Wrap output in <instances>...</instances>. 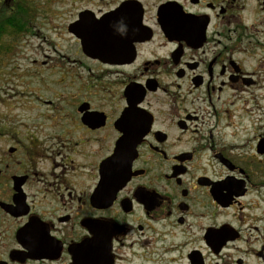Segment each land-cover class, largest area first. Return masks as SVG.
Returning a JSON list of instances; mask_svg holds the SVG:
<instances>
[{
    "label": "flooded vegetation",
    "instance_id": "flooded-vegetation-1",
    "mask_svg": "<svg viewBox=\"0 0 264 264\" xmlns=\"http://www.w3.org/2000/svg\"><path fill=\"white\" fill-rule=\"evenodd\" d=\"M91 5L0 109V264H264V0Z\"/></svg>",
    "mask_w": 264,
    "mask_h": 264
},
{
    "label": "rangeland",
    "instance_id": "rangeland-1",
    "mask_svg": "<svg viewBox=\"0 0 264 264\" xmlns=\"http://www.w3.org/2000/svg\"><path fill=\"white\" fill-rule=\"evenodd\" d=\"M42 4L47 15V20L43 23L41 33L46 35V39L36 36L21 34L16 38L10 37V46L23 45L24 50L18 55L12 56L10 52L2 54L0 52V109H9L20 99V93H31L42 88V83H47L54 88V82L60 78L59 66L54 63L60 62L70 67H79L81 64L74 63L78 59L76 43L68 31V26L74 18L77 10L91 6L94 0H35ZM29 35V34H28ZM28 46V48H25ZM64 57V58H63ZM39 62L47 60L46 65H33L32 60ZM62 59V60H61ZM31 62V63H30ZM40 70V76H34L33 71ZM31 70L30 75L26 73ZM44 79V80H43ZM30 86L28 87V84ZM41 92V91H38ZM33 94V93H32ZM7 101V107L2 101Z\"/></svg>",
    "mask_w": 264,
    "mask_h": 264
},
{
    "label": "trees",
    "instance_id": "trees-1",
    "mask_svg": "<svg viewBox=\"0 0 264 264\" xmlns=\"http://www.w3.org/2000/svg\"><path fill=\"white\" fill-rule=\"evenodd\" d=\"M34 3L35 0H0V47L8 48L10 37L24 35L32 28L29 16Z\"/></svg>",
    "mask_w": 264,
    "mask_h": 264
},
{
    "label": "water",
    "instance_id": "water-1",
    "mask_svg": "<svg viewBox=\"0 0 264 264\" xmlns=\"http://www.w3.org/2000/svg\"><path fill=\"white\" fill-rule=\"evenodd\" d=\"M74 28H75V25L74 24H70L69 25V27H68V30L70 31V32H75V30H74ZM79 31H80V34L83 36V35H86V37L88 36V30L87 29H79ZM84 31V32H83ZM86 37H84V42H85V40H86ZM86 44L84 43V46H85Z\"/></svg>",
    "mask_w": 264,
    "mask_h": 264
}]
</instances>
